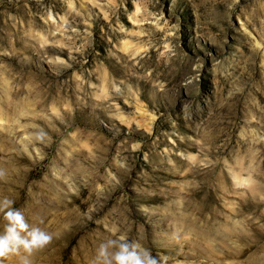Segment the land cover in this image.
<instances>
[{
    "label": "rangeland",
    "instance_id": "374dc122",
    "mask_svg": "<svg viewBox=\"0 0 264 264\" xmlns=\"http://www.w3.org/2000/svg\"><path fill=\"white\" fill-rule=\"evenodd\" d=\"M0 171L34 264H264V0H0Z\"/></svg>",
    "mask_w": 264,
    "mask_h": 264
},
{
    "label": "clouds",
    "instance_id": "9594fccd",
    "mask_svg": "<svg viewBox=\"0 0 264 264\" xmlns=\"http://www.w3.org/2000/svg\"><path fill=\"white\" fill-rule=\"evenodd\" d=\"M3 177L0 171V179ZM14 204L7 197L0 199V214L6 222L0 231V258L16 255L18 264H34L33 253L50 244L53 235L38 224H30ZM93 264H162V258L154 256L138 240L120 235L99 245Z\"/></svg>",
    "mask_w": 264,
    "mask_h": 264
},
{
    "label": "bare ground",
    "instance_id": "6f19581e",
    "mask_svg": "<svg viewBox=\"0 0 264 264\" xmlns=\"http://www.w3.org/2000/svg\"><path fill=\"white\" fill-rule=\"evenodd\" d=\"M71 4H72L73 7L77 8L78 10H81L79 5L78 6L75 5L76 3L72 2ZM64 23L65 22L62 21V25H65Z\"/></svg>",
    "mask_w": 264,
    "mask_h": 264
}]
</instances>
